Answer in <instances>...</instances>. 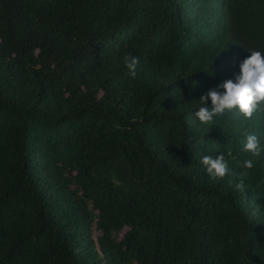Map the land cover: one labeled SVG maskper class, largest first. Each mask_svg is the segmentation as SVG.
Wrapping results in <instances>:
<instances>
[{
  "label": "trees",
  "instance_id": "1",
  "mask_svg": "<svg viewBox=\"0 0 264 264\" xmlns=\"http://www.w3.org/2000/svg\"><path fill=\"white\" fill-rule=\"evenodd\" d=\"M245 47L264 0H0V264H264V105L195 116Z\"/></svg>",
  "mask_w": 264,
  "mask_h": 264
},
{
  "label": "clouds",
  "instance_id": "2",
  "mask_svg": "<svg viewBox=\"0 0 264 264\" xmlns=\"http://www.w3.org/2000/svg\"><path fill=\"white\" fill-rule=\"evenodd\" d=\"M245 49L250 55L239 63V73L235 74L234 79L225 80L218 86L225 91L221 92L213 88L199 98L195 116L201 123L213 125L215 116L222 115L226 110L236 109L246 119H251L254 112L264 105V49L254 47H245ZM124 63L130 76L135 78L139 58L129 54L125 56ZM196 84L197 82L193 81V86ZM209 98L211 105H209ZM243 151L250 153L251 156L240 161V166L250 170L254 167V160L251 157L260 156L264 146H261L255 134L248 133ZM229 158L233 161L238 159L231 150H228L218 156L204 155L200 162L210 178L223 179L230 172ZM235 189L244 190L243 180L235 185Z\"/></svg>",
  "mask_w": 264,
  "mask_h": 264
}]
</instances>
